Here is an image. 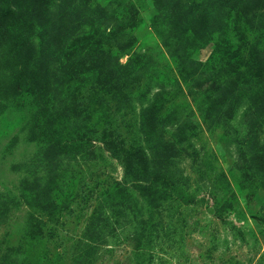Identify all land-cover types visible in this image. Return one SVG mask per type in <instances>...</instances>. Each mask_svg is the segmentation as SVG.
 <instances>
[{"label": "rangeland", "instance_id": "374dc122", "mask_svg": "<svg viewBox=\"0 0 264 264\" xmlns=\"http://www.w3.org/2000/svg\"><path fill=\"white\" fill-rule=\"evenodd\" d=\"M258 12L238 0H51L32 30L56 74L43 104L25 81L16 90L7 33L20 21L0 19V264H264V175L249 166L259 130L245 105L226 119L201 91L258 71ZM94 56L133 87L98 88ZM132 159L148 173L133 175Z\"/></svg>", "mask_w": 264, "mask_h": 264}, {"label": "trees", "instance_id": "16d2710c", "mask_svg": "<svg viewBox=\"0 0 264 264\" xmlns=\"http://www.w3.org/2000/svg\"><path fill=\"white\" fill-rule=\"evenodd\" d=\"M0 1V8L4 11L0 10V19H19L20 21L18 26L21 30L18 36H13L10 35V33H7L17 50V57L21 63V66H18L17 70L18 79L15 88L18 92H23L25 85L21 83L25 81L30 85L29 89L34 90V94L38 101L43 104L46 97L49 96L51 98L53 91L57 89L56 86L51 84L56 74L52 68V60L44 54L38 56L40 43L32 38V35L34 34L32 30L35 29V21L33 19L39 18L38 15L43 13L46 17V11L49 9L51 0ZM238 1L245 6L246 14L250 13L251 16L253 15L256 17L259 13L258 10L264 13V0ZM2 28H5V26ZM192 30L195 32V35L201 39L206 36V33L204 32V30H206L204 23H194ZM14 31L17 32V30ZM4 32L5 29H2V34ZM250 54V64L258 65V71L254 75H249L244 78V75H238L235 71V74H233V72L232 75H220L218 78L211 81L206 89H202L201 91L205 93L207 97L213 96V105L220 108L225 107L224 117L226 119L233 118L240 105H245V109L243 110L244 114L249 115L252 118L253 127H255L256 130H259L258 132L260 133L254 136L253 149L249 154V166L255 169L258 173L264 175V139H259L260 136L264 134V51L261 52L255 49ZM36 58L41 59V67L35 71L33 66ZM87 59L96 70L98 88L113 87L118 89L120 86H126L131 89L133 87V84L129 82L125 84L120 76V72L116 68L107 65L100 56H94L91 59L90 57H87ZM105 60H108L107 56L105 57ZM83 62L84 63L77 62V65L85 66L86 60ZM199 84L201 85L202 82ZM245 84H251L250 88L252 87V89H246ZM78 109H80L79 106ZM85 109H87V105ZM149 121L148 123L151 129H156V119L151 118ZM107 145L111 148L110 142H107ZM115 148L116 146L114 145V149ZM139 167H142L144 172L148 173V166L146 163H140L137 159H132L130 168L133 175L137 173ZM156 177H159V173H157ZM262 178L264 180V177ZM134 184L138 183L136 182ZM160 184L163 183L160 182ZM143 189L149 192V187L144 186ZM138 235H140L138 241H142L146 237V228L143 227Z\"/></svg>", "mask_w": 264, "mask_h": 264}]
</instances>
